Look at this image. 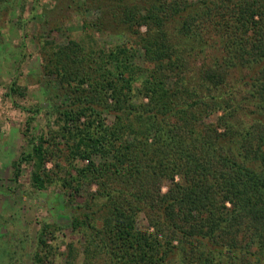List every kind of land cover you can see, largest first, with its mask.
<instances>
[{"label":"trees","instance_id":"1","mask_svg":"<svg viewBox=\"0 0 264 264\" xmlns=\"http://www.w3.org/2000/svg\"><path fill=\"white\" fill-rule=\"evenodd\" d=\"M99 1L145 66L126 44L51 46L58 126L25 158L75 208L81 264H264V0Z\"/></svg>","mask_w":264,"mask_h":264},{"label":"rangeland","instance_id":"2","mask_svg":"<svg viewBox=\"0 0 264 264\" xmlns=\"http://www.w3.org/2000/svg\"><path fill=\"white\" fill-rule=\"evenodd\" d=\"M106 8L99 0H0V264H35L38 252L44 264H65L68 244L74 245L76 264H81V239L71 225L75 208L60 184L35 188L33 166L25 158L32 149L33 133L51 132L58 126V119L46 113L60 89L43 68L51 46L70 40L104 47L126 44L135 49V62L145 66L144 51L130 29L119 31ZM60 99L69 103L68 94ZM56 142L62 148V139ZM50 157L47 168L64 176L67 170L57 173L54 161L65 162L54 154ZM94 188L85 185L82 192ZM166 189L163 185L162 191ZM138 226L145 229L144 217ZM43 227L47 228L44 246L39 240Z\"/></svg>","mask_w":264,"mask_h":264}]
</instances>
